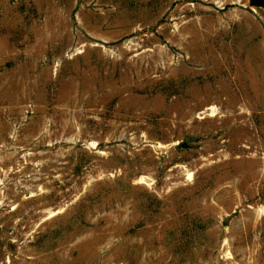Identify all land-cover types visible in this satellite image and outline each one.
<instances>
[{"label": "rangeland", "instance_id": "1", "mask_svg": "<svg viewBox=\"0 0 264 264\" xmlns=\"http://www.w3.org/2000/svg\"><path fill=\"white\" fill-rule=\"evenodd\" d=\"M0 264H264V0H0Z\"/></svg>", "mask_w": 264, "mask_h": 264}]
</instances>
